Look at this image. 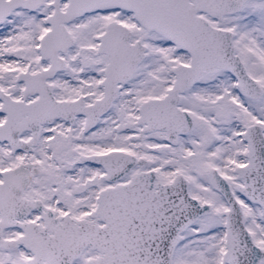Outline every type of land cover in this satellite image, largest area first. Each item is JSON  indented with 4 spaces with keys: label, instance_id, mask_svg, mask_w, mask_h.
<instances>
[{
    "label": "snow or ice",
    "instance_id": "6c2138e0",
    "mask_svg": "<svg viewBox=\"0 0 264 264\" xmlns=\"http://www.w3.org/2000/svg\"><path fill=\"white\" fill-rule=\"evenodd\" d=\"M0 264H264V0H0Z\"/></svg>",
    "mask_w": 264,
    "mask_h": 264
}]
</instances>
